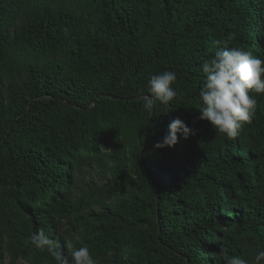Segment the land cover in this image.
<instances>
[{
    "label": "trees",
    "instance_id": "1",
    "mask_svg": "<svg viewBox=\"0 0 264 264\" xmlns=\"http://www.w3.org/2000/svg\"><path fill=\"white\" fill-rule=\"evenodd\" d=\"M225 46L264 60V0H0V264H54L39 230L97 264L264 248V95L236 138L200 119V66ZM164 71L177 97L146 112ZM175 118L193 134L157 149Z\"/></svg>",
    "mask_w": 264,
    "mask_h": 264
},
{
    "label": "clouds",
    "instance_id": "2",
    "mask_svg": "<svg viewBox=\"0 0 264 264\" xmlns=\"http://www.w3.org/2000/svg\"><path fill=\"white\" fill-rule=\"evenodd\" d=\"M200 71L203 74L199 90L200 119L210 122L217 133L229 139L236 138L256 114V95H264V60L243 48L225 46L210 59L204 60ZM176 81L174 71L151 75L147 81V92L151 96L142 97V109L152 112L157 102L168 106L177 97V90L173 87ZM178 134L187 139L193 132L181 119L175 118L169 123L163 140L155 147H174ZM74 238L80 240L79 235ZM29 241L36 250L47 251L54 264H97L87 246L73 247L65 254L43 230L32 233ZM219 255L223 264H264V248L260 246L245 258L229 255L221 242Z\"/></svg>",
    "mask_w": 264,
    "mask_h": 264
},
{
    "label": "rangeland",
    "instance_id": "3",
    "mask_svg": "<svg viewBox=\"0 0 264 264\" xmlns=\"http://www.w3.org/2000/svg\"><path fill=\"white\" fill-rule=\"evenodd\" d=\"M101 152H113V149H109V150H105L104 148H101L100 149ZM126 151H127V147H126ZM87 180H93L97 183V185L99 186H104L105 184H107L108 180H109V175L103 173L101 171V169L95 167L94 170L91 171L90 174H88L87 176ZM4 264H10V262L7 260ZM16 264H27V263H24V262H17Z\"/></svg>",
    "mask_w": 264,
    "mask_h": 264
}]
</instances>
